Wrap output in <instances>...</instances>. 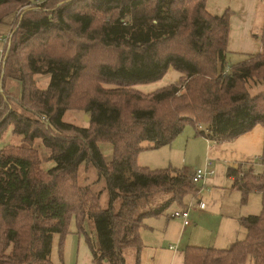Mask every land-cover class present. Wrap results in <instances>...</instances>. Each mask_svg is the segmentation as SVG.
<instances>
[{
  "label": "trees",
  "instance_id": "16d2710c",
  "mask_svg": "<svg viewBox=\"0 0 264 264\" xmlns=\"http://www.w3.org/2000/svg\"><path fill=\"white\" fill-rule=\"evenodd\" d=\"M5 7L13 12L0 11V24L9 16L14 24L1 80L18 83L23 113H7L0 138L6 124L27 146L0 149V264H53V235L60 237L61 256L70 227L85 235L93 264H126L128 248L139 264L144 219L172 203L184 208L203 180L193 182L175 168L140 166L138 154L169 145L186 125L218 144L255 125L264 128V88L246 89L249 81L264 82V23L260 51L229 65L230 11L211 14L206 0H0ZM97 13L107 19L94 26ZM75 37L93 42L94 55L82 53L89 46ZM169 67L185 77L178 85L147 95L133 88L161 79ZM39 74L49 77L45 88L36 85ZM79 88L85 126L64 120ZM7 95L0 93V104ZM36 140L49 151L43 159ZM100 142L111 145L109 161ZM48 160L54 165L41 167ZM258 162L264 164V151ZM82 163L104 180L106 207L102 191L77 184ZM226 176L243 203L258 192L261 211L239 219L245 236L227 249L187 246L185 264H264V171L239 164L228 166ZM157 192L167 198L153 205ZM86 220L94 224L96 242L85 233Z\"/></svg>",
  "mask_w": 264,
  "mask_h": 264
},
{
  "label": "crops",
  "instance_id": "0c3cea01",
  "mask_svg": "<svg viewBox=\"0 0 264 264\" xmlns=\"http://www.w3.org/2000/svg\"><path fill=\"white\" fill-rule=\"evenodd\" d=\"M211 2L206 0V9L211 14L220 15L226 10H229L230 14L244 13L243 0H217V5H212ZM227 50L245 53L230 48L229 44ZM13 82L18 87V83ZM157 150L160 151L159 157L162 160L167 158V163H160L164 167L158 168L167 166L190 175L196 167L205 166L210 161L215 173L200 182L195 193L185 197L184 208L178 207L188 211L187 225H184L181 219L175 220L172 213H162L144 219L140 229L142 246L139 264H185L184 249L187 246L227 249L242 239L245 231L240 226L239 219L257 212L253 211L249 204L254 207L261 206V196L258 192H252L246 200L248 203H243L240 191L231 189V179L226 176V169L228 166L243 164L251 165L255 173L264 171V164L258 162L264 151V128L259 124L255 125L234 140L218 144L198 135L193 125H186L182 133L169 145ZM189 226L190 230L185 231ZM80 247L81 241L79 250ZM123 255L126 264H134V248L124 250ZM81 264H93L90 251L86 254L83 250Z\"/></svg>",
  "mask_w": 264,
  "mask_h": 264
},
{
  "label": "rangeland",
  "instance_id": "374dc122",
  "mask_svg": "<svg viewBox=\"0 0 264 264\" xmlns=\"http://www.w3.org/2000/svg\"><path fill=\"white\" fill-rule=\"evenodd\" d=\"M53 1V0H52ZM212 5H217V0H211ZM78 4V2L73 3L72 7ZM244 4V13L240 14V12H231V19H230V27H229V36H228V44L230 48H233L235 50L244 51L243 52H237L232 51L228 52L227 56V62L229 65H235L237 62L244 60L247 58L246 54H256L260 51L261 48V39H260V33L261 29L264 23V0H243ZM79 6H76L78 9ZM13 7H5L0 9L1 12H13ZM14 9H17L15 7ZM21 9L15 10L18 12H21ZM14 11V12H15ZM242 12V11H241ZM37 14V13H36ZM14 15V14H13ZM18 14H15L14 17H17ZM107 19V16L104 14L97 13L95 14V20H94V26H98L103 22V20ZM15 20V19H14ZM11 24V16L7 17L4 22L0 24V37H3L7 35L10 30L11 26L14 24V21ZM250 27V29H248ZM255 34V36H254ZM14 43V41H13ZM75 43H82L84 45L89 46L88 49L82 50V53H87L90 56H93L96 52L95 46L93 45V42L88 41L86 38L81 37L80 39L75 37ZM95 44V43H94ZM227 44V45H228ZM2 48V44L0 41V50ZM96 61V60H95ZM38 64L42 65L41 62ZM45 66H43V69ZM37 83L36 85L39 88H45L48 84L49 77L47 75L39 74L36 75ZM184 76L182 77L179 72L174 70L172 67H169L166 71V73L163 75V77L157 81L151 82V83H144V84H137L133 86L135 90H138L144 95H147L149 93H152L160 88L163 87H169L170 85H178L182 80H184ZM2 85V93L1 94H8L5 98L2 99L0 104V124L4 120V118L7 116L8 112L17 110L19 113H23L18 105V90L19 87L16 86V84L13 82V80H10L6 78L5 80H1ZM254 82L249 81L246 84V89L249 90L250 94H254V92H257L259 90V87L264 88V82L260 83L261 86H258L259 83L254 84ZM15 85V86H14ZM101 85L105 88L113 87L111 85H105L101 83ZM81 93L83 91L79 88L77 91H74L72 96L71 105L73 106L65 115L64 120L66 122L74 123L78 126H85L87 125V122L85 121V113L82 111V109L79 108L80 103V97ZM4 126V125H3ZM5 124V132L3 136L0 138V149H3L6 145L12 144V145H20L21 147H25L27 145H24L21 143L20 137L15 136L11 132V126L6 127ZM7 129V130H6ZM40 141L36 140L34 142L33 147L37 148L39 150V156L43 159L45 156L49 154V151L42 147H40ZM148 142H143L142 146H147ZM100 150L105 158L106 161H109L112 157V148L111 145L105 142L99 143ZM164 147V146H163ZM162 148V147H160ZM158 148V149H160ZM159 152L157 149H146L141 151L137 156V164L140 166H146L151 169H156L158 167H164L161 166V161H165L167 163V158H164L162 160L161 157H159ZM54 165V163L50 160L44 161L41 164V167L43 168H50ZM168 165V164H163ZM167 167V166H166ZM193 173V172H192ZM257 174V173H255ZM77 184L79 186H89L91 190L94 192H101L100 194V204L104 207L108 204V193L106 190H103L104 187V180L100 179L98 180L97 172L95 168L92 165H86L82 163L79 166L78 169V175H77ZM165 198H167V195L161 192L154 193L151 196V204H159L162 202ZM248 201L246 202V204ZM253 211H257L254 214L249 215H257L261 211V206H250ZM255 209V210H254ZM181 210L178 208V206L174 203L170 204L164 213H173V211ZM163 213V214H164ZM175 219V218H174ZM180 219L176 218L175 220ZM86 220L83 224L84 230L86 235H88L93 242H96V233L94 229V224L92 221ZM73 223V222H72ZM71 223V225H72ZM190 226L185 229V231H189ZM81 241V249L79 250V242ZM59 244H60V237L57 234L53 235L52 238V248L50 252V261L53 264H81L83 261V250H85V253H89L88 246L85 242V235L81 233L80 235L77 234L75 229H72L70 227L69 233L64 238L63 242V249H62V255L60 256L59 253ZM203 246V245H201ZM79 256V261L78 260Z\"/></svg>",
  "mask_w": 264,
  "mask_h": 264
},
{
  "label": "built area",
  "instance_id": "2783aa9c",
  "mask_svg": "<svg viewBox=\"0 0 264 264\" xmlns=\"http://www.w3.org/2000/svg\"><path fill=\"white\" fill-rule=\"evenodd\" d=\"M126 22H123V24H125ZM0 41L2 44V48L0 50V93H2V83H1V78H2V71H1V66H2V62H3V58L5 53L7 52L9 46H10V42H11V30L10 32L3 36L0 37ZM214 167L211 164L210 161H208L205 166L202 167H196L193 170V173L191 174L192 180L193 182H199L200 180H204L207 176H210L212 174H214ZM172 217L175 218H180L183 221L184 225H187L189 223V219H188V211L185 209H181V210H176L172 213Z\"/></svg>",
  "mask_w": 264,
  "mask_h": 264
},
{
  "label": "water",
  "instance_id": "95a60500",
  "mask_svg": "<svg viewBox=\"0 0 264 264\" xmlns=\"http://www.w3.org/2000/svg\"><path fill=\"white\" fill-rule=\"evenodd\" d=\"M85 121H86V122L88 121V118H87V116H85Z\"/></svg>",
  "mask_w": 264,
  "mask_h": 264
}]
</instances>
